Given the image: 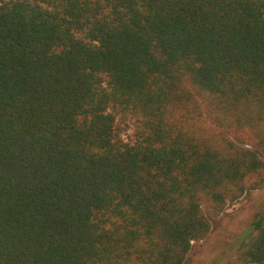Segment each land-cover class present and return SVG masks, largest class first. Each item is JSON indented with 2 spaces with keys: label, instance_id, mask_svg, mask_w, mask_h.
Returning <instances> with one entry per match:
<instances>
[{
  "label": "trees",
  "instance_id": "16d2710c",
  "mask_svg": "<svg viewBox=\"0 0 264 264\" xmlns=\"http://www.w3.org/2000/svg\"><path fill=\"white\" fill-rule=\"evenodd\" d=\"M262 188L264 0H0V264H183Z\"/></svg>",
  "mask_w": 264,
  "mask_h": 264
},
{
  "label": "rangeland",
  "instance_id": "374dc122",
  "mask_svg": "<svg viewBox=\"0 0 264 264\" xmlns=\"http://www.w3.org/2000/svg\"><path fill=\"white\" fill-rule=\"evenodd\" d=\"M121 136L132 137L133 125H122ZM264 207V188L246 192L211 221L207 237L194 243L183 264H231L238 252L251 240L254 230L249 225L254 213Z\"/></svg>",
  "mask_w": 264,
  "mask_h": 264
}]
</instances>
